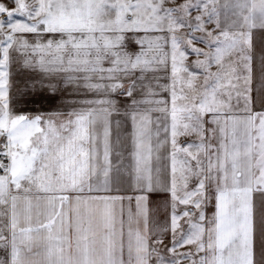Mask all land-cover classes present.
I'll list each match as a JSON object with an SVG mask.
<instances>
[{"label":"snow or ice","instance_id":"snow-or-ice-1","mask_svg":"<svg viewBox=\"0 0 264 264\" xmlns=\"http://www.w3.org/2000/svg\"><path fill=\"white\" fill-rule=\"evenodd\" d=\"M0 264H264V0H0Z\"/></svg>","mask_w":264,"mask_h":264},{"label":"rangeland","instance_id":"rangeland-1","mask_svg":"<svg viewBox=\"0 0 264 264\" xmlns=\"http://www.w3.org/2000/svg\"><path fill=\"white\" fill-rule=\"evenodd\" d=\"M4 2H8V0H4ZM257 43H258V37H257ZM36 108H39L41 110H48L52 107V105H50L49 103H38L37 105H35Z\"/></svg>","mask_w":264,"mask_h":264},{"label":"crops","instance_id":"crops-1","mask_svg":"<svg viewBox=\"0 0 264 264\" xmlns=\"http://www.w3.org/2000/svg\"><path fill=\"white\" fill-rule=\"evenodd\" d=\"M201 46H202V45H201ZM190 59H194V57H190ZM156 199H157L156 195H155V194H152V195H151V200L154 201V200H156ZM150 206H151V205H150ZM212 210H213V209L211 208V206H209L208 211L211 212ZM181 224L185 225V227H186V224H185V221H184V220L181 221ZM169 240H170V235H169V238L165 240V244L169 243Z\"/></svg>","mask_w":264,"mask_h":264}]
</instances>
